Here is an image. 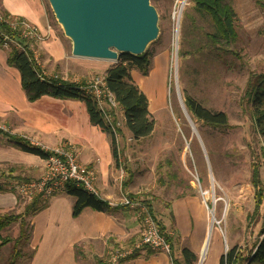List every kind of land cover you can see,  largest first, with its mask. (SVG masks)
<instances>
[{
    "label": "rangeland",
    "instance_id": "1",
    "mask_svg": "<svg viewBox=\"0 0 264 264\" xmlns=\"http://www.w3.org/2000/svg\"><path fill=\"white\" fill-rule=\"evenodd\" d=\"M175 2L151 0L158 14V35L146 52L152 64L156 60L161 67L157 70L150 65L157 88L146 91L149 98L154 97L153 132L146 139L132 140L124 129L121 111L115 109L120 132L115 137L117 157L113 167L119 185L132 189L130 194H121L150 205L156 220V213L173 199L197 196L205 212L207 246L209 239L218 235L221 254L236 245L246 256L261 239L264 227V139L254 127L247 97L248 82L264 75V0H229L235 14L236 40L225 53L208 43L206 34L213 32V24L207 16L192 11L191 0L185 3L176 28L172 20ZM42 4L48 26L68 57L64 63H56L40 49L50 37L39 42L37 55L44 75L86 84L104 76L114 62L72 57L70 42L56 24L47 1L42 0ZM1 49L7 53L6 46L1 45ZM137 75L140 80L146 79ZM183 95L207 110L224 113L227 126L211 127L198 120L190 123L181 108ZM0 127L8 128L1 121ZM8 168L1 166L0 174L6 175ZM253 171H257L263 195L258 209L250 185ZM6 181V177H0V182ZM21 198L23 201L8 211L22 212L28 200ZM18 232V224H13L2 235L14 238ZM10 249L11 244L0 249V264H5ZM207 255L201 264H208Z\"/></svg>",
    "mask_w": 264,
    "mask_h": 264
},
{
    "label": "crops",
    "instance_id": "2",
    "mask_svg": "<svg viewBox=\"0 0 264 264\" xmlns=\"http://www.w3.org/2000/svg\"><path fill=\"white\" fill-rule=\"evenodd\" d=\"M0 12L25 19L47 38L50 37L40 49L56 63L62 64L68 59L48 26L42 0H0ZM6 54L0 46V121L8 127L4 130L50 148L62 143L76 148L80 153L79 161L94 169L95 186L105 201H117L120 191L130 194L131 188L119 185L108 136L89 122L84 104L51 97L27 101L19 73L7 65ZM150 65L161 70L159 61L155 60L153 64L151 61ZM154 69L149 67L147 76H142L146 79L142 80L137 71H131V78H137L138 87L147 98L151 118V100L154 97L149 98L146 91H152L144 81L149 79ZM162 82L164 84L163 78ZM1 166H16L18 176L37 179L44 170V160L22 152L0 135ZM73 202V198L65 193L44 201L45 208L28 220L30 234L17 264H106L110 251L131 248L140 238L143 228L132 211L116 207L110 213H103L85 208L74 218L71 214ZM18 203L14 194L0 192V214ZM156 215L160 226L172 233L175 259L181 260L183 248L189 249L197 258L200 256L206 240V226L205 212L197 196L177 197ZM133 253L134 257L128 255L121 264H172L165 253L150 252L145 247ZM206 254H209L208 264L219 263L222 254L218 235L209 239Z\"/></svg>",
    "mask_w": 264,
    "mask_h": 264
},
{
    "label": "trees",
    "instance_id": "3",
    "mask_svg": "<svg viewBox=\"0 0 264 264\" xmlns=\"http://www.w3.org/2000/svg\"><path fill=\"white\" fill-rule=\"evenodd\" d=\"M153 1L156 2V0ZM191 3V9L194 13L207 16L213 24V32L206 34L208 43L221 52H227L229 46L234 44L236 40L235 14L229 6V0H191ZM0 14L8 19L6 23L0 24V33H5L9 38L7 41L6 63L18 71L21 88L25 92L27 101L34 102L41 97H51L59 100H77L82 102L85 106L89 122L108 136L115 163L117 153L114 134L120 132V130L117 127L114 109L108 107L104 109L105 115L110 119V122H108L93 95L86 91V87L89 84L74 83L60 77L41 76L42 70L34 62L32 52L30 51L31 41L23 39L20 36L19 28L12 29L9 27V21L12 19L21 21L22 18H14L4 12H0ZM184 17L187 18V14ZM2 43V36L0 35V46ZM150 63L151 55L146 51L137 57L120 54L117 61L105 70L103 76L105 89L113 96L117 108L122 113L124 129L134 141L148 138L153 132L154 121L149 114L147 98L131 78V71L135 70L141 76H147ZM247 91L248 102L252 106L254 127L260 137L264 139V75L255 76L251 82L249 81ZM183 105L193 121L198 120L207 126L216 128L227 126V117L224 113L207 110L187 95H183ZM111 126L114 128V131ZM0 135L4 136L7 141L22 152L38 156L43 160L49 156L48 152H44L39 147L32 145L22 136L10 134L1 129ZM18 170V167L14 166L8 168L6 175H4V172L0 174V177H6L8 180V182H0V192L16 194L17 202L23 201V198L17 193L15 186L34 181L33 178L18 176ZM250 185L253 190L255 209H258L262 205L263 195L257 171H253ZM65 194L74 200L71 210L72 217L74 218L85 208L103 213H110L114 209L105 201L97 199L80 187L68 185ZM45 206L44 201L36 196L24 205L22 212L8 211L0 214V249L11 244L10 253L5 264H17V260L23 256L21 251L26 246L30 234L28 220L44 209ZM148 207L150 208V205ZM156 221L159 224L158 220ZM13 224H18V235L14 238L3 236L2 231L8 229ZM160 229L163 233L165 232L162 226H160ZM260 236L261 239L246 256H243L240 249L234 245L220 256L218 264H264V227L260 231ZM169 242L171 245L172 264H196L197 257L195 254L185 248L180 251L181 260L175 259L172 254L173 242L171 238ZM133 254L136 255L135 252ZM133 254L130 256L134 257Z\"/></svg>",
    "mask_w": 264,
    "mask_h": 264
},
{
    "label": "built area",
    "instance_id": "4",
    "mask_svg": "<svg viewBox=\"0 0 264 264\" xmlns=\"http://www.w3.org/2000/svg\"><path fill=\"white\" fill-rule=\"evenodd\" d=\"M186 2L187 0H176L175 2L172 20L176 28L178 27L181 11ZM7 21L8 19L0 14V24H4ZM8 23L9 27L12 29H20V36L23 39L31 41L30 51L32 52L33 60L41 69L39 56L37 55V44L47 39V35L42 34L36 26L25 19L21 21L12 19ZM0 35L2 36V45L7 47V41L9 40L8 36L5 33H0ZM41 76H46L43 71H41ZM52 77L56 78L57 75H53ZM86 91L93 95L97 101L98 107L104 115V109L106 107L114 110L117 109L113 96L105 89L103 76L101 78H95L86 87ZM105 119L110 122L109 117L106 115ZM111 128L114 131L112 126ZM0 129L7 132L1 127ZM114 135L116 137V134ZM24 138L32 145L39 147L44 152H48L49 156L44 159V170L38 179L15 186L20 196H23L28 201L36 196L39 197L40 200L46 201L59 193H66L68 185H73L82 188L97 199L105 201L95 186L96 175L94 169L83 165L79 161L80 153L76 148L65 143L50 148L31 141L27 137ZM105 202L112 208L124 207L132 211L143 228L140 238L131 248H121L110 251L106 264H121L123 259L132 254L133 251L142 247L152 252L165 253L171 260V245L169 239L172 237V233L167 231L163 233L161 231L150 208L144 202L127 198L122 194L117 201Z\"/></svg>",
    "mask_w": 264,
    "mask_h": 264
},
{
    "label": "water",
    "instance_id": "5",
    "mask_svg": "<svg viewBox=\"0 0 264 264\" xmlns=\"http://www.w3.org/2000/svg\"><path fill=\"white\" fill-rule=\"evenodd\" d=\"M74 58L116 62L140 56L158 35L151 0H46ZM181 108L191 123L190 117Z\"/></svg>",
    "mask_w": 264,
    "mask_h": 264
},
{
    "label": "bare ground",
    "instance_id": "6",
    "mask_svg": "<svg viewBox=\"0 0 264 264\" xmlns=\"http://www.w3.org/2000/svg\"><path fill=\"white\" fill-rule=\"evenodd\" d=\"M155 77H156L155 73H152V74L150 73L149 79L146 82L144 81L145 83L148 82V87H149V89L151 91H153L154 89L157 88V84H156L157 78H155ZM144 86H145V84H144ZM148 87H147V89H148ZM213 220L214 219L211 220L212 224L215 223ZM206 251H207V240H205V244H204L203 248L201 249L200 256H199V258H200L199 264L202 263L203 258H204L205 254H206Z\"/></svg>",
    "mask_w": 264,
    "mask_h": 264
}]
</instances>
